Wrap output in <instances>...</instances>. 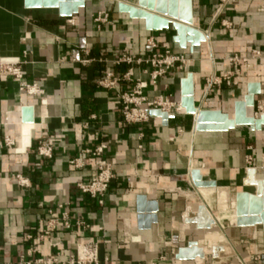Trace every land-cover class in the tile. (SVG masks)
I'll list each match as a JSON object with an SVG mask.
<instances>
[{
  "label": "crops",
  "instance_id": "0c3cea01",
  "mask_svg": "<svg viewBox=\"0 0 264 264\" xmlns=\"http://www.w3.org/2000/svg\"><path fill=\"white\" fill-rule=\"evenodd\" d=\"M127 3L136 5L137 0ZM102 12L109 15V24L95 22ZM193 17L206 42L192 50L190 43L181 48L175 42L171 23L168 29L149 32L144 21L120 13L115 0H86L71 18H61L56 9H27L25 0H0V59L19 60L24 82L43 91L38 96L22 93L17 81L0 72V264L41 255L67 262L79 244L92 240L100 244V264H264L263 229L236 226L235 198L238 192L255 193L243 185L247 156L255 160L257 179L264 180L259 168L264 127L197 133L194 118L184 113L169 122L150 119L127 127L116 95L133 84L122 83L117 92L98 86L108 72H128L131 66L116 64L124 54L146 58L169 50L185 55L188 66L169 72L156 86L145 67L133 66L134 78L149 84L146 96L181 102L182 80L192 74L195 107L234 118L248 84L264 78V0H193ZM150 38L157 49L148 45ZM234 57L249 62L235 64ZM225 75L229 82L208 86L207 79ZM263 101L261 84L256 104ZM24 107L33 109L32 124L22 122ZM96 135L108 144L114 172L103 206L77 188L97 173L96 160L83 153L97 145L90 139ZM6 138L14 141L13 147ZM44 138L53 143L50 160L37 154ZM74 159L85 166L75 170L70 166ZM193 170L217 188L197 190ZM17 175L28 181L27 187L15 182ZM138 196L146 198L145 208L157 205L155 222L151 214L137 212ZM201 206L214 224L186 229L187 215H197ZM49 211L60 217L66 213L72 228L60 227L52 239L40 242ZM190 242L204 249L203 260L176 259Z\"/></svg>",
  "mask_w": 264,
  "mask_h": 264
},
{
  "label": "water",
  "instance_id": "95a60500",
  "mask_svg": "<svg viewBox=\"0 0 264 264\" xmlns=\"http://www.w3.org/2000/svg\"><path fill=\"white\" fill-rule=\"evenodd\" d=\"M115 1L118 2L120 13L127 14L130 19L144 21L149 32L168 29L171 23L172 29L177 33L175 42L181 48H186V44L190 43L193 50L194 47L206 42L204 34L194 28L193 0H137L136 5L128 4L127 0ZM85 2L86 0H25V7L31 10L56 9L61 18H71L85 7ZM164 18L166 20H163ZM181 84V108L184 110L185 115L194 118V129L197 133L228 132L241 126L251 127L255 131H262L264 115L257 120L253 116L256 97L261 94V84H248L247 95L242 102H238L235 106L234 118H230L228 114L221 111L198 110L195 107L192 74L183 79ZM248 109H251V116L248 114ZM148 115L151 119H160L164 122L175 119V115L161 110H149ZM33 121V109L24 107L22 109L23 124H32ZM191 181L197 190L217 188L216 182L204 181L198 170L191 172ZM243 185L245 188H255V193L238 192L235 194L236 226L238 228L259 226L262 227L264 233V180L257 179V170L248 169ZM145 206L146 198L138 196L136 198L137 212L139 214L145 212L151 214V221L155 222L157 205L148 203L147 208ZM184 223L186 229H189L191 224H195L198 229H210L214 224V220L207 209L201 206L198 214H188ZM217 251L218 248L213 249L214 254ZM204 258V249L197 242H190L186 248L180 249L179 254L176 256V259L180 261L203 260Z\"/></svg>",
  "mask_w": 264,
  "mask_h": 264
},
{
  "label": "built area",
  "instance_id": "2783aa9c",
  "mask_svg": "<svg viewBox=\"0 0 264 264\" xmlns=\"http://www.w3.org/2000/svg\"><path fill=\"white\" fill-rule=\"evenodd\" d=\"M228 0H222V3ZM95 22L99 25L109 24V15L105 12L99 13ZM148 45L157 49V45L154 40L150 38ZM253 55L260 57L259 52H253ZM231 62L235 64L247 63L249 58L234 57ZM189 61L185 55H175L169 50L158 51L146 58H136L128 53L119 58L116 64H127L131 66L127 73L117 76L112 72H108L98 82V86L108 92H117V89L122 83H132L133 87L125 92L118 93L117 104L121 112L122 122L127 127H133L141 124H146L150 121L148 115L149 110H161L162 112L176 115L182 112L180 102H174L170 96H160L155 99H149L145 91L148 89L149 84L141 79L134 78L133 66L145 67L144 73L150 76V83L154 86L158 81L165 77L169 72L173 70L183 71L188 66ZM0 72L6 76L13 78L19 83V90L22 93L30 96L42 95L43 91L35 84H28L24 82L25 73L21 69V62L17 59H0ZM259 77V76H258ZM229 75L221 77H211L207 79L209 87L222 85L224 82H229ZM255 83V82H252ZM264 84V78L261 83ZM264 115V101L259 102L255 106L254 119H259ZM97 145L93 149H86L83 151L85 155H89L96 160L97 173L87 183H78V190L96 200L100 206L104 205V199L108 193L112 181L114 180V172L112 165L107 160L108 144L102 142L99 136H92L90 138ZM5 143L8 147L14 146V141L10 138H6ZM37 154L42 159L50 160L54 155L53 143L50 139H41L37 147ZM70 166L75 170L82 169L85 163L81 159L71 160ZM259 168L264 170V154L261 157ZM255 169V160L252 156L246 157V170ZM15 182L21 187H27L28 181L21 175L15 176ZM62 227L66 230H70L72 225L69 221V217L64 213L61 217L54 211H49L48 219L45 224L44 230L38 235V240L44 242L48 238H53L58 229ZM32 236H28L27 240H32ZM57 246V244H53ZM99 242L89 241L84 244H79L76 250V256L71 257L67 262H62L58 257H44L40 256L34 260H22L19 264H100L99 261ZM35 253L41 254L37 249Z\"/></svg>",
  "mask_w": 264,
  "mask_h": 264
},
{
  "label": "bare ground",
  "instance_id": "6f19581e",
  "mask_svg": "<svg viewBox=\"0 0 264 264\" xmlns=\"http://www.w3.org/2000/svg\"><path fill=\"white\" fill-rule=\"evenodd\" d=\"M248 114H249V116H251V109H248ZM6 121H7V119H6ZM231 208L234 209V203H231Z\"/></svg>",
  "mask_w": 264,
  "mask_h": 264
}]
</instances>
